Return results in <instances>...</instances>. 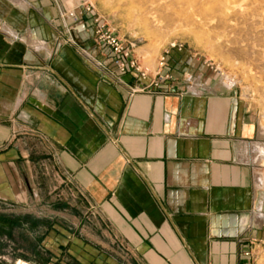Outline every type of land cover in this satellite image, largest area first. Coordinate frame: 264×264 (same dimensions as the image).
Instances as JSON below:
<instances>
[{"label": "crops", "instance_id": "crops-1", "mask_svg": "<svg viewBox=\"0 0 264 264\" xmlns=\"http://www.w3.org/2000/svg\"><path fill=\"white\" fill-rule=\"evenodd\" d=\"M13 1L0 0V194L17 199L50 163L135 264H248L264 238L244 158L259 130L237 92L180 54L167 81L120 74L81 0Z\"/></svg>", "mask_w": 264, "mask_h": 264}, {"label": "rangeland", "instance_id": "rangeland-1", "mask_svg": "<svg viewBox=\"0 0 264 264\" xmlns=\"http://www.w3.org/2000/svg\"><path fill=\"white\" fill-rule=\"evenodd\" d=\"M83 2L133 46L148 75L168 51L202 63L237 92L259 130L245 156L259 198L254 219L264 232V0ZM47 167L35 168L32 185L17 199L0 194V264H135L85 200ZM251 250L248 264H264V238Z\"/></svg>", "mask_w": 264, "mask_h": 264}, {"label": "built area", "instance_id": "built-area-1", "mask_svg": "<svg viewBox=\"0 0 264 264\" xmlns=\"http://www.w3.org/2000/svg\"><path fill=\"white\" fill-rule=\"evenodd\" d=\"M81 6L82 10L86 13L93 10L87 3L83 2ZM93 41L96 46L106 48L113 56V67L118 73H133L140 80L147 79L148 71L140 67L139 59L134 53L133 46L116 36L101 19H97L96 21ZM79 53L88 58V54L85 51H79ZM168 57L169 52L165 51L156 62L154 75L157 83L169 79L167 75H163V70L167 67ZM156 82L155 85H157ZM245 257L250 260L251 254L246 253Z\"/></svg>", "mask_w": 264, "mask_h": 264}, {"label": "bare ground", "instance_id": "bare-ground-1", "mask_svg": "<svg viewBox=\"0 0 264 264\" xmlns=\"http://www.w3.org/2000/svg\"><path fill=\"white\" fill-rule=\"evenodd\" d=\"M13 2H16V3H18V4H22V3H23L22 0H15V1H13ZM36 44H37V43H36ZM38 44H39V43H38ZM228 86H229V85H228ZM245 150H246V149H245ZM251 150L253 151L254 149L251 148V149L248 150V152L251 151ZM245 157H246V156H244V158H245ZM252 158H253V157H252ZM246 159L250 160L251 158H249V157L247 156ZM246 159H245V160H246ZM248 160H247V161H248ZM245 162H246V161H245ZM249 162H250V161H249ZM258 217H259V216H258ZM260 217H261V216H260ZM262 219H263V218H262ZM259 221H260V218H256V221H255V222H256V223H259Z\"/></svg>", "mask_w": 264, "mask_h": 264}]
</instances>
